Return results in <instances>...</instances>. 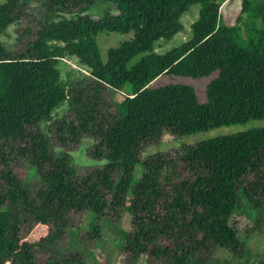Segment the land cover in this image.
Returning <instances> with one entry per match:
<instances>
[{
	"label": "trees",
	"instance_id": "1",
	"mask_svg": "<svg viewBox=\"0 0 264 264\" xmlns=\"http://www.w3.org/2000/svg\"><path fill=\"white\" fill-rule=\"evenodd\" d=\"M33 1L40 0H5L0 36ZM223 1L41 0L45 17L25 32L33 35L26 46L12 52L0 39V264H91L88 243L104 227L118 233L124 264H264V250L252 257L247 248L250 234L264 237V128L142 155L166 137L264 120V0H240L244 23L232 26L220 22ZM98 2L116 13L93 19ZM197 4L191 38L154 52L183 31L181 16ZM101 32L132 37L104 62ZM66 57L90 75L69 90L58 68ZM216 71L205 103L191 85L150 86L162 75ZM125 85L130 94L113 100ZM64 103L69 114L55 131L64 151L55 155L39 124ZM84 138L95 141L89 155L101 167L71 164L69 151ZM16 162L30 166L34 195L14 173ZM242 199L257 216L252 233L236 225ZM125 214L129 232L120 228ZM38 227L42 234L30 238Z\"/></svg>",
	"mask_w": 264,
	"mask_h": 264
},
{
	"label": "rangeland",
	"instance_id": "2",
	"mask_svg": "<svg viewBox=\"0 0 264 264\" xmlns=\"http://www.w3.org/2000/svg\"><path fill=\"white\" fill-rule=\"evenodd\" d=\"M261 1V0H256ZM5 3V0H0V6ZM240 0H226L220 3V22L226 25H242L244 19H238L240 15ZM111 13H116L114 6L105 3L98 2L96 3L88 12L93 19H100L106 11ZM200 5H193L188 12L184 13L181 16V22L183 24V31L175 35L172 39L166 40L161 39L156 42L154 45L153 51L156 53H164L170 50L173 47H177L185 41H188L191 38V24L196 21L199 15ZM45 17V7L43 6L41 0L33 1L30 3L29 9H27L22 15L21 19L11 25L6 33L0 36L1 41L5 44V47L15 52L24 46L31 40L32 34L25 33L28 30L34 32L38 22ZM132 37V32L129 34L121 33H110V32H101L97 36V43L100 49V54L102 61H106L107 53L110 49L119 47L124 40H128ZM191 59H195V53L191 51L189 53ZM140 56H137L133 59L135 62ZM58 68L60 70L61 78L66 82L68 90L71 84H77L81 81H84L85 78L89 77L88 70L78 63V60L74 57H66L65 59L59 62ZM218 72H214L208 77H203L199 79H193L188 77H177L171 75H162L156 78L153 82L150 83L152 88L167 86L170 84H186L194 87L196 91L197 98L200 103L206 102V86L216 77ZM130 94V87L125 85L121 91H113L111 93L113 100L122 101L126 95ZM69 114V106L67 103H64L59 108L53 111L52 119L50 121H42L39 124L40 131L46 135L49 140V143L53 149L55 155H58L61 151H64L61 147L56 145V125L57 122L65 118ZM251 128H264V120L251 121L245 125H234V126H224L215 128L206 132L197 133L190 136L180 137L177 139H171L166 137L163 142L158 144L144 147L142 150V155H153L156 153H165L171 150L177 149L183 145H193L212 139L220 136H228L243 131H247ZM95 141L91 138H84L81 140L78 147L69 151L71 155V164L81 171L86 168H97L101 167L105 162L94 160L90 157L89 152ZM12 164V163H11ZM2 168V165H0ZM16 171L14 173L16 176L21 178L22 182L26 186V189L29 190L31 195H34L39 188V183L35 181L33 174L31 173V168L27 164L16 162L14 163ZM140 168L137 167L135 170V178H139ZM245 201L242 199L241 208L236 211L235 219L236 225L240 228L242 233H245L246 230L251 232V227L249 221L254 222L257 219L256 214L252 209L246 205ZM249 217L250 219H247ZM86 219V218H85ZM83 228H87V222L83 225ZM120 228L124 231L129 232L131 229V218L128 214H125ZM36 231H32L29 235L32 238L34 233L42 234L43 228L38 227ZM110 228L104 227L102 230L101 237L96 240V242L89 241L88 246L89 250L93 253L94 257L90 259L91 264H124L125 257L122 255L119 249V238L118 233L110 231ZM86 233V232H85ZM84 236V235H83ZM250 241L247 244L248 252L252 254V257L258 255L264 250V237L258 236L255 233L250 234ZM82 237V236H81ZM224 260H231L230 255L221 256ZM251 261V258L249 259ZM137 264H144L143 261H140ZM207 264V262L205 263ZM209 264H219L213 261Z\"/></svg>",
	"mask_w": 264,
	"mask_h": 264
}]
</instances>
